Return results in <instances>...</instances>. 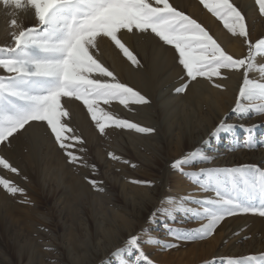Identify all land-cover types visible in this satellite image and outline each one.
Masks as SVG:
<instances>
[{
    "label": "rangeland",
    "instance_id": "rangeland-1",
    "mask_svg": "<svg viewBox=\"0 0 264 264\" xmlns=\"http://www.w3.org/2000/svg\"><path fill=\"white\" fill-rule=\"evenodd\" d=\"M170 2L207 27L230 53L235 56L247 53L243 39L232 38L199 0ZM234 2L250 21L251 39L264 37V18L259 16L254 0ZM7 20L0 8V45L11 42ZM23 23L31 26L36 21L33 18ZM121 38L141 61V66L132 65L106 38L102 41L107 43L108 40V47L99 48L98 58L117 74L121 82L146 95L150 103L133 105L130 109L113 103L109 110L156 131L142 134L110 127L100 134L82 103L64 98L62 102L66 101L65 107L71 114L70 126L84 140V144L77 147L86 149L80 154L88 164L96 165L95 172L90 167L70 164L40 124H33L18 133L7 147L0 145V154L20 170L17 175L0 169V175L26 190L25 195L13 196L0 187V264H118L120 259L133 261L131 254L116 256L114 252L123 248L128 237L141 229L160 241L178 244L170 250L145 245L146 253L156 264H204L220 260L226 264L228 257L264 252V217L258 214L240 213L229 217L211 239L196 243L173 240L163 216L149 220L165 197L199 199L212 195L201 191L198 185L171 167L175 159L197 147L212 159L207 163H195L187 170L214 167L216 162H221L223 167L255 165L264 168V145L251 149L234 147L236 140L245 136L241 129L236 130L235 138L221 136L220 140L209 136L202 139L208 140L206 145L202 140L196 142L225 116L230 122L250 119L264 124L261 115L249 114L239 119L230 113L243 80L242 70L230 73L226 82L217 81L227 84L226 91L217 90L201 78L190 84L185 93H176L175 88L185 80L174 49L151 33L123 32ZM133 72L143 73L147 79L134 83L130 79ZM0 74H3L2 70ZM251 75L257 76L255 72ZM228 104L233 106L226 110ZM255 136L264 140V126L257 129ZM109 152L121 159L113 160ZM259 156L263 159L258 160ZM91 179L102 181L105 191H95L88 182ZM133 180L154 183L146 186L132 183ZM191 206L196 207L195 204ZM182 226L195 228L197 223L187 218L182 221Z\"/></svg>",
    "mask_w": 264,
    "mask_h": 264
},
{
    "label": "snow or ice",
    "instance_id": "snow-or-ice-1",
    "mask_svg": "<svg viewBox=\"0 0 264 264\" xmlns=\"http://www.w3.org/2000/svg\"><path fill=\"white\" fill-rule=\"evenodd\" d=\"M232 38H242L247 53L235 56L197 19L174 6L170 0H0V8L8 17L10 43L0 45V145L7 147L15 136L33 124L42 125L64 152L70 164L90 167L83 153L84 140L70 126V112L64 98L82 103L100 134L110 127L134 130L142 134L156 131L153 127L119 117L109 108L118 103L130 109L147 105L148 97L121 82L117 74L98 58L99 41L110 40L134 66L141 61L123 42V32L151 33L171 46L177 54L185 80L176 93H185L198 79H206L214 88L227 90L232 72L242 70L243 80L230 113L239 119L264 116V37L253 41L250 21L234 0H199ZM258 14L264 18V0H254ZM31 10L36 21L25 26L21 12ZM256 73L254 78L251 74ZM264 124L245 125L230 122L225 116L211 131V137L231 136L241 129L245 136L234 147L254 148L264 145L255 132ZM207 144L208 140L202 142ZM113 160L121 157L114 152ZM212 159L201 147L175 159L171 167L189 178L211 196L187 199L165 197L149 217L163 216L173 240L203 242L211 239L221 224L240 213L264 217V168L255 165L209 167L187 170L195 163ZM127 163V161H125ZM0 169L19 175L8 158L0 154ZM27 179V177H25ZM87 179V178H86ZM95 191L104 192L103 182L88 181ZM132 183L152 186L153 181ZM0 187L10 195H25L26 190L13 180L0 175ZM25 203L27 201H21ZM195 204L196 207L191 205ZM191 218L195 228H184L182 221ZM145 245L161 250L178 247L171 241H160L144 229L131 235L114 255H133V261L120 259L118 264H156L145 251ZM204 264H224L222 260ZM226 264H264V252L228 257Z\"/></svg>",
    "mask_w": 264,
    "mask_h": 264
},
{
    "label": "bare ground",
    "instance_id": "bare-ground-1",
    "mask_svg": "<svg viewBox=\"0 0 264 264\" xmlns=\"http://www.w3.org/2000/svg\"><path fill=\"white\" fill-rule=\"evenodd\" d=\"M21 20H23V21H25V20H30V19H33L34 17H33V13H32V11L31 10H28V11H26V12H21ZM101 41H102V39L99 41V44H98V46H99V48L101 47V46H104V47H108L107 45V43H109L108 42V40H107V43H106V41H102V43H101ZM241 44V43H240ZM110 45V44H109ZM233 48V47H232ZM107 50V49H106ZM232 50H236L239 54H240V51L239 50H237V48H233ZM235 52V51H234ZM236 52V53H237ZM141 54V53H140ZM145 59V58H144ZM121 69V68H120ZM132 76H131V80H132V82H134V83H139V82H142V81H145L147 78H146V75L145 74H143V73H140V72H133L132 74H131ZM229 80V79H228ZM227 80V81H228ZM223 82H226V81H223ZM135 85V84H134ZM230 100H228V102H229ZM216 102V101H215ZM218 102V101H217ZM217 104V103H216ZM233 105L232 104H228L226 107H225V109L226 110H228V109H230L231 107H232ZM223 114V112H221L220 113V115H222ZM240 123H243V124H245V125H252V124H257V125H259L258 124V122H255V121H250V119L247 121V122H244V121H242V122H240ZM212 131V130H211ZM211 131L210 130H208V132L207 133H205L202 137H200L196 142H199L200 140H202L203 138L204 139H206V138H208L209 136H210V133H211ZM220 138V140L222 139V137L220 136L219 137ZM217 139H218V137H217ZM191 141V140H190ZM203 141V140H202ZM201 141V142H202ZM216 141V140H215ZM194 144V143H193ZM214 147H216V146H214ZM264 151V150H263ZM263 153V152H262ZM252 159V158H251ZM258 160H262L263 159V156H259L258 158H257ZM233 162V161H232ZM247 162V161H246ZM251 162V161H250ZM224 163V162H223ZM226 164V163H225ZM214 167H223L222 166V163L221 162H216V164H214L213 165Z\"/></svg>",
    "mask_w": 264,
    "mask_h": 264
}]
</instances>
